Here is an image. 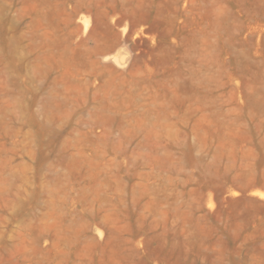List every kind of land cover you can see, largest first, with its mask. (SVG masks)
Returning <instances> with one entry per match:
<instances>
[{
  "label": "rangeland",
  "instance_id": "374dc122",
  "mask_svg": "<svg viewBox=\"0 0 264 264\" xmlns=\"http://www.w3.org/2000/svg\"><path fill=\"white\" fill-rule=\"evenodd\" d=\"M0 264H264V0H0Z\"/></svg>",
  "mask_w": 264,
  "mask_h": 264
}]
</instances>
